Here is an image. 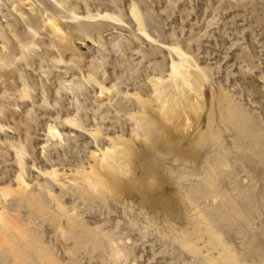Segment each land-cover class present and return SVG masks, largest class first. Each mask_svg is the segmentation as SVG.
<instances>
[{
  "label": "rangeland",
  "instance_id": "obj_1",
  "mask_svg": "<svg viewBox=\"0 0 264 264\" xmlns=\"http://www.w3.org/2000/svg\"><path fill=\"white\" fill-rule=\"evenodd\" d=\"M2 209L0 264H264V0H0Z\"/></svg>",
  "mask_w": 264,
  "mask_h": 264
},
{
  "label": "bare ground",
  "instance_id": "obj_2",
  "mask_svg": "<svg viewBox=\"0 0 264 264\" xmlns=\"http://www.w3.org/2000/svg\"><path fill=\"white\" fill-rule=\"evenodd\" d=\"M185 63H186V60L182 57L179 63L177 64L172 63L171 76L173 77L174 82H177L176 79L179 78L182 85H189L188 76L185 75L184 72L182 71V68L185 67ZM23 97H25V95ZM200 109H201V104L199 102H196L184 112L178 109L177 107H173L168 112L162 115L163 122H160V126H161V136L160 137L163 140V142L166 144V146H168L169 148L177 149V150L180 149V144L183 141L182 133L186 129V127H190L192 122H195L198 120L199 115H200ZM186 122H188V124ZM178 125H180L181 128ZM49 132L52 135L60 136V133L56 129L49 128ZM148 173L151 174V172H148ZM93 174L100 179L99 183L101 184L103 188H109L108 187L109 185L103 182L104 180H102V178L100 177L98 173L93 172ZM19 180L22 184H26L23 178H19ZM116 181H117V186L123 185V181L120 178H117ZM152 181L153 182L157 181V175H153ZM155 184H157L155 186L156 191H159L160 193H162L164 183L159 181L158 183L155 182ZM208 186H210L209 187L210 189L212 190L214 189V186L210 184H208ZM135 188L136 190L142 192L143 194H146L147 192L152 190L151 184L148 185L143 182H140V184L135 186ZM9 193H11L10 189H3L2 195L6 197L7 195H9ZM161 199L163 200L164 205H166L167 207H170L171 203H170L169 198H166V199L161 198ZM8 230H12L22 242L24 241L26 231L23 229V227H21V225L17 222V220L14 217H12L8 212L2 209L0 211V249L5 247L7 252L10 255L17 256V254L21 253V251L19 247L15 244V242L7 236ZM26 242H27V247L29 246V248L31 247L35 250L34 252H36L37 254L35 255L39 259V262L40 261L42 262V264L43 263L44 264H59V262L57 261L58 259L56 260V257H54V255L51 254L52 252L49 253L47 251L48 247L46 250L45 248L39 246L40 243H43V242H40L38 244V242L37 241L34 242L31 237L27 238L25 240V243ZM25 249L27 250V248ZM111 253L114 256V258L117 257L119 259L122 251L120 252L118 248H113L111 249ZM19 262L22 264L21 261Z\"/></svg>",
  "mask_w": 264,
  "mask_h": 264
}]
</instances>
